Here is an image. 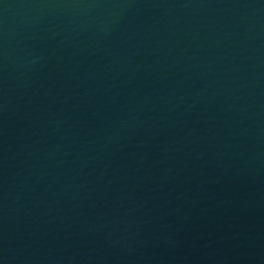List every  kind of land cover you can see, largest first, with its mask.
Wrapping results in <instances>:
<instances>
[{"label": "water", "instance_id": "water-1", "mask_svg": "<svg viewBox=\"0 0 264 264\" xmlns=\"http://www.w3.org/2000/svg\"><path fill=\"white\" fill-rule=\"evenodd\" d=\"M0 264H264V0H0Z\"/></svg>", "mask_w": 264, "mask_h": 264}]
</instances>
